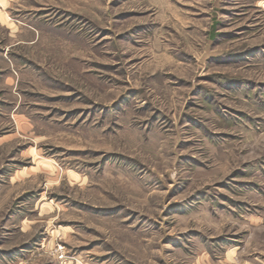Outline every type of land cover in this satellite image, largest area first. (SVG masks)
<instances>
[{
  "label": "rangeland",
  "instance_id": "374dc122",
  "mask_svg": "<svg viewBox=\"0 0 264 264\" xmlns=\"http://www.w3.org/2000/svg\"><path fill=\"white\" fill-rule=\"evenodd\" d=\"M0 264H264V0H0Z\"/></svg>",
  "mask_w": 264,
  "mask_h": 264
}]
</instances>
